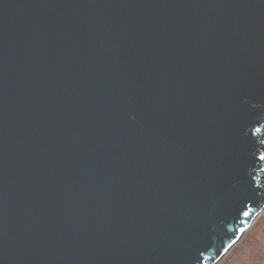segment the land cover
<instances>
[{
	"label": "water",
	"instance_id": "obj_1",
	"mask_svg": "<svg viewBox=\"0 0 264 264\" xmlns=\"http://www.w3.org/2000/svg\"><path fill=\"white\" fill-rule=\"evenodd\" d=\"M263 128L264 0H0V264H216Z\"/></svg>",
	"mask_w": 264,
	"mask_h": 264
},
{
	"label": "rangeland",
	"instance_id": "obj_2",
	"mask_svg": "<svg viewBox=\"0 0 264 264\" xmlns=\"http://www.w3.org/2000/svg\"><path fill=\"white\" fill-rule=\"evenodd\" d=\"M261 174L264 175V172ZM261 184L264 187V177L261 178ZM250 227L251 234L243 235L245 237L216 264H253L258 262V257L264 258V209Z\"/></svg>",
	"mask_w": 264,
	"mask_h": 264
},
{
	"label": "trees",
	"instance_id": "obj_3",
	"mask_svg": "<svg viewBox=\"0 0 264 264\" xmlns=\"http://www.w3.org/2000/svg\"><path fill=\"white\" fill-rule=\"evenodd\" d=\"M251 230V229H250ZM250 230L248 231V233L250 232ZM250 234H251V232H250ZM264 258L262 257H258V262H255V263H253V264H264Z\"/></svg>",
	"mask_w": 264,
	"mask_h": 264
},
{
	"label": "snow or ice",
	"instance_id": "obj_4",
	"mask_svg": "<svg viewBox=\"0 0 264 264\" xmlns=\"http://www.w3.org/2000/svg\"><path fill=\"white\" fill-rule=\"evenodd\" d=\"M256 131H257V132H260V131H261V129H259V128H258V129H256ZM260 159H261V160H264V156H261V157H260ZM244 215H245V216H247V215H248V213H247V212H245V213H244Z\"/></svg>",
	"mask_w": 264,
	"mask_h": 264
},
{
	"label": "bare ground",
	"instance_id": "obj_5",
	"mask_svg": "<svg viewBox=\"0 0 264 264\" xmlns=\"http://www.w3.org/2000/svg\"><path fill=\"white\" fill-rule=\"evenodd\" d=\"M236 244H237V243H236ZM228 251H229V250H228ZM228 251H227V252H228ZM224 255H225V254H223V257H224Z\"/></svg>",
	"mask_w": 264,
	"mask_h": 264
}]
</instances>
